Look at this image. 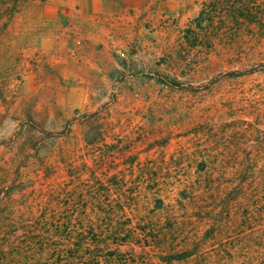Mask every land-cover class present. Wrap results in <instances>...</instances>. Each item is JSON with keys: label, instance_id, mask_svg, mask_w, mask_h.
Listing matches in <instances>:
<instances>
[{"label": "rangeland", "instance_id": "rangeland-1", "mask_svg": "<svg viewBox=\"0 0 264 264\" xmlns=\"http://www.w3.org/2000/svg\"><path fill=\"white\" fill-rule=\"evenodd\" d=\"M213 3L28 6L12 79L0 61V197L123 206L158 251L196 253L192 264L264 234V9ZM109 109L110 134L88 148L82 121Z\"/></svg>", "mask_w": 264, "mask_h": 264}, {"label": "trees", "instance_id": "trees-1", "mask_svg": "<svg viewBox=\"0 0 264 264\" xmlns=\"http://www.w3.org/2000/svg\"><path fill=\"white\" fill-rule=\"evenodd\" d=\"M35 1L0 0V30L3 31L0 61L10 63V68L6 66L5 80L12 79L17 68L14 49L18 21ZM213 4L217 9L242 12L244 18L257 7L264 9V0H215ZM204 12L201 13L204 15ZM13 91L5 95V100L14 98ZM108 112L102 117L99 111L82 121L83 126H91V137L83 138L88 148L96 149L99 135L110 134L113 116L110 109ZM102 119L105 121L100 125ZM74 127V124L69 126L66 141L73 138ZM18 176L19 184H25L24 175ZM42 190H34L33 195L20 202L10 192L0 197V264H192L194 261L196 253L190 251H158L151 243L146 224L134 225V217L123 206L116 210L108 203L74 201L65 205V199H56L54 195L61 190ZM222 253L213 258L214 254L203 251L197 257L200 264H264V234L250 235L245 247L232 246Z\"/></svg>", "mask_w": 264, "mask_h": 264}, {"label": "crops", "instance_id": "crops-1", "mask_svg": "<svg viewBox=\"0 0 264 264\" xmlns=\"http://www.w3.org/2000/svg\"><path fill=\"white\" fill-rule=\"evenodd\" d=\"M88 1H89V4H88L89 12L99 11L100 10V8H101V0H88ZM90 4H92V6Z\"/></svg>", "mask_w": 264, "mask_h": 264}]
</instances>
